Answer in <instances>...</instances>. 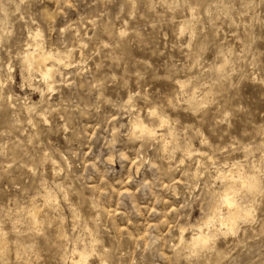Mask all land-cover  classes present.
<instances>
[{"label":"rangeland","instance_id":"rangeland-1","mask_svg":"<svg viewBox=\"0 0 264 264\" xmlns=\"http://www.w3.org/2000/svg\"><path fill=\"white\" fill-rule=\"evenodd\" d=\"M0 71V264H264V0H0ZM222 173L251 213L198 253Z\"/></svg>","mask_w":264,"mask_h":264},{"label":"bare ground","instance_id":"bare-ground-1","mask_svg":"<svg viewBox=\"0 0 264 264\" xmlns=\"http://www.w3.org/2000/svg\"><path fill=\"white\" fill-rule=\"evenodd\" d=\"M190 10L192 11V9L190 8ZM189 10V11H190ZM190 11V12H191ZM193 12V11H192ZM196 13V12H195ZM192 15V14H191ZM194 15V14H193ZM183 22V21H182ZM181 25H182V23H181ZM180 25V26H181ZM183 27V26H182ZM180 30H181V28H180ZM38 31V30H37ZM122 31V30H121ZM40 32V31H39ZM30 33V32H29ZM28 33V34H29ZM34 35L32 36V37H36V35L38 34V32H34L33 33ZM39 35V34H38ZM29 36H31V35H29ZM40 36V35H39ZM31 39V38H30ZM38 39V38H37ZM28 40H29V38H28ZM33 40V44H34V46H37V44L38 43H36L34 40L35 39H32ZM37 41V40H36ZM40 42H41V40H40ZM80 42V41H79ZM30 44V43H29ZM41 44V43H40ZM39 44V45H40ZM43 44V43H42ZM83 44V43H82ZM27 45V44H26ZM81 45V44H80ZM33 46V47H34ZM26 47V46H25ZM44 48V47H43ZM25 49H28V48H25ZM28 50H30V49H28ZM27 50V52L24 54V55H22L21 57H20V62H21V66H22V69L23 70H25V71H27L28 72V74H29V76H30V74H33L32 73V70L34 69V63H37L38 64V68L36 69V71L41 75V77L44 79V80H42V81H45L46 82V84H47V88H49V90H53L55 87V83H56V78H55V72L56 71H58V70H56V67H55V65L58 63V64H64V65H67V63H66V61H64L63 60V58H64V56H62L61 54L63 53H59V55H57V53L55 54V52H52V51H45V52H43L42 54H38V56H36L35 55V52H34V50H35V48L33 49V51H28ZM56 51V50H55ZM69 52V51H68ZM65 53H67V51L65 52ZM22 54H23V52H22ZM69 54V53H68ZM67 54V55H68ZM63 55H64V53H63ZM70 55H72V54H70ZM20 56V55H19ZM69 56V55H68ZM49 58H54L55 60H56V64L54 65V64H51L49 61H48V59ZM66 58H68L67 56H66ZM19 59V58H18ZM69 59H72L71 57L69 58ZM56 66H58V65H56ZM68 66V65H67ZM8 67H9V65H8ZM11 67V66H10ZM9 67V68H10ZM9 68H7V66H6V69L8 70ZM68 68V67H67ZM6 69H4V70H6ZM59 69V68H58ZM218 69V68H217ZM6 70V71H7ZM2 71V70H1ZM1 71H0V73H1ZM6 71H4V72H6ZM35 71V70H34ZM4 72H3V74H4ZM25 73V72H24ZM59 73H61V71L59 72ZM3 74H1V75H3ZM7 74V73H6ZM25 75V74H24ZM34 75H35V73H34ZM39 75V76H40ZM32 76V75H31ZM7 78V77H6ZM33 78V77H32ZM41 78V79H42ZM1 79V78H0ZM4 80H5V78H3ZM30 80V79H29ZM58 81V80H57ZM24 82V81H23ZM35 82V81H34ZM45 82L43 83V84H45ZM183 82V81H182ZM1 83H4V82H2V80H1ZM27 84H29V83H27ZM40 84V83H39ZM180 83L178 82V85H179ZM1 85V84H0ZM183 85H185V84H183ZM31 86V85H30ZM33 86V85H32ZM180 86V85H179ZM1 87H3V85L1 86ZM34 87V86H33ZM35 87H37V86H35ZM34 87V88H35ZM185 87V86H184ZM46 88V89H47ZM197 88V87H196ZM37 89V88H36ZM38 90V89H37ZM180 90H184V89H180ZM42 92V91H41ZM43 92H44V89H43ZM193 92V91H192ZM193 94V93H192ZM189 95V94H188ZM129 96V95H128ZM9 98L10 97H12V94H9V96H8ZM130 99V98H129ZM168 103V102H167ZM27 105V104H26ZM23 107V106H22ZM157 107V106H156ZM25 108V107H24ZM151 109H154V108H151ZM150 109V110H151ZM156 109V108H155ZM155 112H156V110H154ZM25 112V111H24ZM149 112V111H148ZM151 112V111H150ZM159 114V113H158ZM37 115V114H36ZM151 115H152V112H151ZM137 116V114L134 116V117H136ZM34 117V116H33ZM46 116L44 115V118H45ZM134 117H133V119H134ZM153 117H154V115H153ZM164 116H160V115H157V117H155V118H158L159 120H160V122H164L165 120H164V118H163ZM137 119L138 118H140V117H136ZM28 119V118H27ZM166 119V118H165ZM169 119V118H168ZM136 120V119H135ZM131 121V120H130ZM18 122V121H17ZM132 122V121H131ZM145 122V121H144ZM146 123V122H145ZM167 122L165 121V123L164 124H166ZM151 124V123H150ZM164 124H162V125H164ZM168 124V123H167ZM132 126H133V128H135V129H139L140 131H141V133H146V134H151V135H153L154 136V134H156L157 132L152 128V126H150V127H148L146 124H144L143 123V121H133L132 122ZM157 126V125H156ZM169 126V125H168ZM158 127V126H157ZM171 127V126H170ZM156 129V128H155ZM173 129V128H172ZM172 129H170V130H172ZM134 130V129H133ZM168 130V129H167ZM170 130H169V132H170ZM161 131V130H160ZM133 132V131H132ZM200 132V131H199ZM138 133H140L139 131H138ZM137 133V134H138ZM164 133V132H163ZM162 133V134H163ZM136 134V133H135ZM172 135V134H171ZM150 137H152V136H150ZM160 137H161V135H160ZM159 137V138H160ZM151 139V138H150ZM154 139H156V137L154 138ZM165 139V138H164ZM165 140H167V139H165ZM164 140V141H165ZM169 140H170V138H169ZM173 141H175V139L173 140ZM162 142V141H161ZM163 143V142H162ZM161 144V143H160ZM166 144V143H165ZM170 145V144H169ZM167 147H168V145H167ZM171 147H172V145H171ZM164 149L166 148V147H163ZM163 149V150H164ZM216 149H217V147H216ZM193 151V150H192ZM200 152V151H199ZM202 152H204V151H202ZM164 153H165V150H164ZM163 154V153H162ZM167 154V153H166ZM211 155V154H210ZM209 156V155H208ZM209 158H211V157H209ZM51 160H52V158H51ZM199 160V159H198ZM56 162V161H55ZM229 162V161H228ZM227 162V163H228ZM231 162V161H230ZM238 162V161H237ZM234 165H235V163H233ZM227 165V164H226ZM233 165V166H234ZM59 166H61V164L59 165ZM228 166H230V165H228ZM54 168H56L57 169V167L55 166ZM225 168V167H224ZM228 169V168H227ZM57 170H59V169H57ZM196 170V169H195ZM238 170V169H237ZM242 170V169H241ZM224 171V170H223ZM228 171V170H227ZM233 170H231L230 172H232ZM239 172H240V170H239ZM242 172V171H241ZM227 173V172H226ZM225 173V174H226ZM237 173V172H236ZM225 174H223L222 173V175H223V178H224V180H225V188L224 187H222V188H224V189H226L228 186H230V185H235V179H233V176L230 174V175H225ZM196 175V174H195ZM235 175V174H234ZM238 175H240L239 173H238ZM246 176V175H245ZM256 176V175H255ZM214 177H215V175H214ZM235 177V176H234ZM218 178V177H217ZM216 179V178H215ZM221 180V179H220ZM222 182V181H221ZM211 186H213V185H211ZM45 187V186H44ZM43 187V188H44ZM61 187V186H60ZM59 187V188H60ZM47 189V188H46ZM62 189V188H61ZM210 189V187L208 188V190ZM223 189V190H224ZM212 190V189H211ZM255 190H256V183H255ZM254 190V191H255ZM47 191H48V189H47ZM43 192V191H42ZM67 192V191H66ZM65 192V193H66ZM209 192H210V190H209ZM221 193H219L220 195L222 194V191H220ZM257 192V191H256ZM55 193V191L53 192V194ZM63 193V192H62ZM64 193V194H65ZM212 193H213V190H212ZM244 193V192H243ZM247 193V192H246ZM44 194V193H43ZM51 194V193H50ZM56 194V193H55ZM42 195V194H41ZM52 195V194H51ZM66 195V194H65ZM248 195V194H247ZM45 197H47V196H45ZM51 197V196H50ZM49 197V198H50ZM53 197V196H52ZM54 197H57V196H54ZM216 197V196H215ZM239 198H240V196H238ZM42 198V197H41ZM242 198V197H241ZM243 199V198H242ZM56 201H57V198L55 199ZM250 199H248V201H249ZM212 201V200H211ZM240 201H242V200H240ZM243 201H244V199H243ZM246 201V200H245ZM250 202V201H249ZM248 202V203H249ZM45 203V202H44ZM245 203V202H244ZM251 203V202H250ZM36 204V203H35ZM35 204H33V203H31V210H30V213H29V215L27 216L28 218H29V216H30V218L32 219V220H30V221H34L35 223V225H37V221L39 220V213H40V211L42 210V207H40V206H38V205H35ZM46 204H47V201H46ZM246 204H247V202H246ZM212 205V204H211ZM253 205V204H252ZM252 205H250V206H252ZM72 206V205H71ZM248 206V205H247ZM246 207L244 210H240V204H239V201H237V199L236 198H234V200H233V207L229 210V209H227L226 211H224V209L220 212V213H216L215 214V216H213V213H211L212 215L210 216V217H212V219L210 220L209 218L208 219H206L201 225H199L198 224V226H197V231H196V233H194V235L192 236V239L191 240H193V241H191V242H193L194 243V245H197V249L196 248H194V249H196V252H198V253H201V252H199V246H203L204 247V245H206L207 243H208V241L210 240L209 239V235H212L211 233H212V231L210 232V234L208 233V232H204V230H203V226H209V225H212L213 227H214V229H215V231L217 230V228H219V227H217V226H220V229H222L221 227L222 226H224V227H226L227 228V231H228V228L229 229H231V228H233L235 225H236V223H238L237 221H239V219L242 217V216H248L250 213H251V207ZM214 208V205H212V207H211V210ZM255 208H253V210H254ZM29 211V210H28ZM28 213V212H27ZM72 213H74L73 211H72ZM72 215H74V214H72ZM221 215H223L224 216V219L223 220H221L220 219V216ZM253 215V214H252ZM51 217H54L53 215H50ZM208 216V215H207ZM76 217V216H75ZM61 218V217H60ZM75 219V218H74ZM79 219V218H78ZM60 220V219H59ZM249 220V219H248ZM75 221V220H74ZM242 222V221H241ZM75 223V222H74ZM197 223H198V221H197ZM240 223V222H239ZM31 224V223H30ZM32 224H33V222H32ZM193 225V224H192ZM60 226V225H59ZM85 226H86V224H85ZM182 226V225H181ZM194 226H195V224H194ZM37 227V226H36ZM196 227V226H195ZM194 227V228H195ZM86 228V227H85ZM180 228H182V227H179V229ZM188 228V227H187ZM60 229V228H59ZM182 229H184V228H182ZM185 229H186V226H185ZM90 229H88V231H89ZM193 229L191 228V231H192ZM205 230H206V228H205ZM233 230V229H232ZM59 231V230H58ZM91 231V230H90ZM218 231V230H217ZM220 231V230H219ZM223 231V230H222ZM226 231V230H225ZM226 231V232H227ZM92 232H93V230H92ZM181 232H184L183 230H181ZM234 232V231H233ZM217 233V232H216ZM222 233V232H221ZM231 233V232H230ZM62 235H64V234H66L65 233V231L62 229V233H61ZM60 234V235H61ZM89 234H90V232H89ZM92 234V233H91ZM191 234V233H190ZM215 234V233H214ZM213 234V235H214ZM224 234V233H223ZM93 235V234H92ZM180 235V234H179ZM181 235H182V233H181ZM66 236V235H65ZM183 236V235H182ZM181 236V237H182ZM90 237V236H89ZM92 237V236H91ZM90 237V238H91ZM180 237V236H179ZM180 237V238H181ZM190 237H191V235H190ZM89 238V239H90ZM88 239V240H89ZM96 239V238H95ZM96 240H98V239H96ZM186 240V239H185ZM74 241V240H73ZM92 241V240H91ZM188 241H190V240H188L187 239V242L186 243H188ZM75 242V241H74ZM74 242H73V244H74ZM94 242V241H93ZM90 243V242H89ZM210 243H211V241H210ZM3 244H5V238H3V237H1L0 236V246H3ZM20 244V243H19ZM91 245H92V243H90ZM190 244V243H189ZM192 244V243H191ZM24 245V244H23ZM23 245L21 244V246L23 247ZM83 245V244H82ZM89 246V245H88ZM87 246V247H88ZM193 245H191V247H192ZM208 246V245H207ZM21 247V248H22ZM82 248L84 247V245L83 246H81ZM91 247V246H90ZM89 247V248H90ZM183 247V246H182ZM199 247V248H198ZM20 248V247H19ZM28 248V247H27ZM81 248V249H82ZM180 248V247H179ZM205 248H206V246H205ZM208 248H210V247H208ZM1 249V248H0ZM24 249V248H23ZM85 249V248H84ZM187 249V248H186ZM73 250V249H72ZM181 250V249H180ZM202 250V248L200 249V251ZM88 251H90V250H88ZM87 251V252H88ZM26 252H27V250H26ZM87 252H85V251H80L79 249L77 250V248L76 249H74L73 250V254H74V256L72 257V261L74 262V264H88V261H87V256H89V254L87 253ZM99 252V251H98ZM195 252V253H196ZM93 253V252H92ZM65 254V253H64ZM95 254H96V251H95ZM99 254V253H98ZM97 254V255H98ZM63 255V254H62ZM100 255H101V253H100ZM68 256V255H67ZM71 256H72V254H71ZM63 258L64 259H66L67 257H64L63 256ZM71 258V257H70ZM106 258V257H105ZM62 259V258H61ZM89 259V258H88ZM99 260H101V258L99 259ZM104 260V259H103ZM102 261V260H101Z\"/></svg>","mask_w":264,"mask_h":264},{"label":"snow or ice","instance_id":"snow-or-ice-1","mask_svg":"<svg viewBox=\"0 0 264 264\" xmlns=\"http://www.w3.org/2000/svg\"><path fill=\"white\" fill-rule=\"evenodd\" d=\"M163 127V125H161ZM236 181H238L235 185H230L226 189L222 191V194L216 199L214 208L211 210L213 216L216 213H220L223 209H231L233 207L234 198L241 195L243 192H252L255 190V182L254 179L240 175L233 177ZM264 180V176L261 177ZM211 220L212 217H209ZM220 219L223 220L224 216L221 215Z\"/></svg>","mask_w":264,"mask_h":264}]
</instances>
